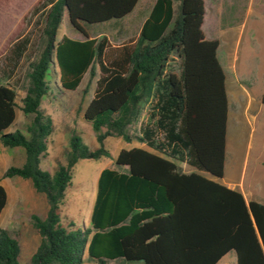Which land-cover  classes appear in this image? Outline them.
<instances>
[{
	"label": "trees",
	"instance_id": "1",
	"mask_svg": "<svg viewBox=\"0 0 264 264\" xmlns=\"http://www.w3.org/2000/svg\"><path fill=\"white\" fill-rule=\"evenodd\" d=\"M138 2L41 0L30 11L38 15L32 25L41 48L21 87L10 75L30 51L31 31L9 48L0 72V144L22 149L25 158L21 167L7 168L4 178L30 181L47 203L43 219L31 217L39 244L26 264H82L85 253L95 264H217L229 252L236 264H264V204L246 202L239 190L217 181L224 176L228 100L218 41L207 40L201 29L203 0H155L138 36L117 45L86 32L117 26ZM64 16L82 40L56 41ZM24 23L30 25L29 19ZM52 65L66 91L98 72L83 117L99 148L88 149L72 134L65 165L50 175L39 163L47 156L53 123L40 105L50 91ZM17 110L29 117L26 134L5 133ZM108 137L145 148L121 150L114 168L99 173L88 227L62 225L60 207L74 166L110 157L103 146ZM175 162L191 171L184 173ZM6 204L0 185V215ZM19 255L18 241L0 229V264H20Z\"/></svg>",
	"mask_w": 264,
	"mask_h": 264
},
{
	"label": "rangeland",
	"instance_id": "2",
	"mask_svg": "<svg viewBox=\"0 0 264 264\" xmlns=\"http://www.w3.org/2000/svg\"><path fill=\"white\" fill-rule=\"evenodd\" d=\"M40 1L0 0V15H6L10 18V21L1 24L9 28L0 30V51L3 50L1 48L4 37L16 31L18 25L20 36L31 31L30 51L26 53V57L18 63L16 70L10 75V81H18L20 87L25 84L28 64L35 60L41 48L37 28H33L32 25L37 20L38 15L30 16V11ZM249 1L204 0L206 6L204 29L207 30L213 21L219 18L236 21L234 23L240 25V21L242 22L249 14ZM150 5L151 0H142L137 10L144 12ZM24 18L29 19L30 25H25ZM119 25L107 23L92 26L87 28L86 32L89 37L97 39L106 36L111 45H117L127 38L136 37L137 25L135 22L125 23L122 21ZM63 36L78 40L83 39L82 35L69 27L66 16L63 17L57 31L56 41H60ZM8 51L9 49L6 53H0V72L5 70L8 65L6 59ZM221 52H223L221 55L228 53L230 60L237 54L238 67L250 64L252 69L246 79L238 80L240 84L236 82L227 69L225 90L230 116L226 142L229 151L234 154V160L229 166L225 165L224 176L217 181L219 183L227 182L230 186L236 184V189L239 187V181H241V183H245V186H252L264 195V105L260 102L264 90V85L262 86L264 82V39L259 42L257 38L252 36V33H247L237 42L233 39ZM222 59L223 65L227 68L228 64L224 63L225 58ZM260 66L261 72L259 71ZM55 72H58V69L52 65L46 77L50 91L47 96L43 97L40 105V109L52 119L53 123V133L48 138L47 156L41 159L39 163L40 170L50 175L54 173L58 165H65V155L72 134L78 135L88 149L93 151L99 148L91 124L83 117L84 110L93 96L98 72L96 71V76L93 78L87 73L79 87L74 91L60 89ZM245 90L250 94L253 106L258 107L259 114L256 120H251L250 123L243 125V129H238L237 123L232 119L231 109L234 110L233 108L238 104L236 102L237 97L246 98ZM22 97L23 93L19 91L17 98L19 105ZM28 123L29 117L23 116L17 110L15 122L7 129L6 133L19 130L26 134L25 128ZM103 146L109 151L110 157L100 160H80L74 166L71 184L65 191L64 203L60 207L62 225L72 222L78 229L89 226L99 171L105 168H114L113 161L121 150L143 145L137 141L126 143L121 139L108 137L104 140ZM0 148V184L7 193V204L0 215V229L7 230L18 241L20 246L19 263L26 264L39 244V236L32 226L31 217L36 215L43 219L46 215L47 203L43 195L34 191L30 181L18 177L4 178V172L7 168L23 165L25 156L24 151L20 148L8 149L2 145ZM175 163L181 171H190L184 164ZM203 175L209 177L205 173ZM235 260V253L229 252L221 262L232 264ZM84 264L89 263L85 261Z\"/></svg>",
	"mask_w": 264,
	"mask_h": 264
},
{
	"label": "crops",
	"instance_id": "3",
	"mask_svg": "<svg viewBox=\"0 0 264 264\" xmlns=\"http://www.w3.org/2000/svg\"><path fill=\"white\" fill-rule=\"evenodd\" d=\"M141 2H142V0H139L136 7L132 11V13H130L127 17H125L122 20L125 23H128V22H132V23L135 22L136 23V25H137L136 26L137 27L136 37L138 36L139 30H140L143 22L146 20L148 13H149L152 5L154 4L155 0H151L150 7L144 12L141 10L140 11L137 10L139 5L141 4ZM203 3H204L205 14H204L203 23L201 26L202 32H203V34L207 40H217L218 41L217 58H218L220 65L223 68V71L225 74V79L227 76V71H228L227 69H229L228 72L231 73L233 78H235L236 82L239 83V81H238L239 79H246L247 78L249 72H251L252 66L250 64H248V65L244 64L241 66L242 68L238 67V65H237V63H238L237 54H235L233 56V58L230 60L228 53L221 55L223 53L221 51H223V49L226 46H228V44L231 41H233V39L237 42L241 37L243 38L244 34L247 35V33L248 34L252 33V36L257 38V40L259 42H261V39H264V11H263L264 0H250L249 1V14L245 17V19L242 22L240 21V23H241L240 25H237L236 23H234L236 21H232V20L230 21L229 19H220L219 18V19H215V21H213V24L211 25V27H208L207 30L204 29L205 16H206V6H205L204 0H203ZM8 21H10V18L8 16L0 15V30H6L9 28V27L1 25L5 22H8ZM119 24L117 26H120ZM19 36H20V27L18 25V28L16 29V31H14L13 33H10L4 37V41H2L3 45L1 48L3 50L0 51V53H6L7 50L12 46V44L16 41V39ZM71 39H74V38H71ZM74 40H78V39H74ZM222 58H225L224 63L228 64L227 68L223 65V62L221 61V60H223ZM259 71L261 72V66L259 67ZM55 73H56L57 77L59 78V73L58 72H55ZM263 85H264V82H263L262 86ZM246 95H247L246 98H244L242 96H241L242 98L237 97L236 102H238V104L233 108L234 110L231 109L232 119H234L235 122L237 123L238 129H243L242 127L244 124L250 123L251 120H256V118L258 117V114H259L258 107L255 108L253 106V102L251 100L250 94L247 91H246ZM227 100H228V98H227ZM228 105H229V103H228ZM229 116H230V112H229V107H228L227 124H226V138H227ZM6 131H5V133H6ZM226 138H225L224 168H225V165L229 166L231 164V162H233V160H234L233 159L234 154H231L232 152L229 151V147L227 145ZM143 146H141L139 148H145V146L144 147ZM105 169H108V168H105ZM109 169H112V168H109ZM0 170H1V161H0ZM102 170L103 169H101L99 171V173ZM99 173H98V175H99ZM184 173H188V172H184ZM222 184L226 185L230 189H236V184H234L232 186H230L229 183H227V182H224ZM251 184H252V182H251ZM95 190H96V186H95ZM237 190H239L242 193L246 202L255 201V202L264 204V195L258 189H255L252 186H245L244 182L241 183V181H239V187H237ZM222 259H220V261L217 264H225V262L224 263L221 262ZM85 261H87L89 264H95L94 262H90L88 260L86 253L83 256V263L82 264H84ZM109 264H114V262H110ZM232 264H236V260L234 263L232 262Z\"/></svg>",
	"mask_w": 264,
	"mask_h": 264
}]
</instances>
